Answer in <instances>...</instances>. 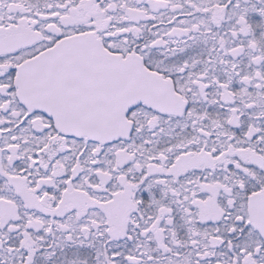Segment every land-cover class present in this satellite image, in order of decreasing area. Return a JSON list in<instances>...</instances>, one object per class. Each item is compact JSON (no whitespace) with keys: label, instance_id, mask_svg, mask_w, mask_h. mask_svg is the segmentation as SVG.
<instances>
[{"label":"snow or ice","instance_id":"obj_1","mask_svg":"<svg viewBox=\"0 0 264 264\" xmlns=\"http://www.w3.org/2000/svg\"><path fill=\"white\" fill-rule=\"evenodd\" d=\"M0 264H264V0H0Z\"/></svg>","mask_w":264,"mask_h":264}]
</instances>
